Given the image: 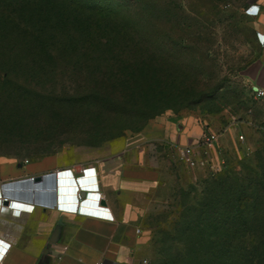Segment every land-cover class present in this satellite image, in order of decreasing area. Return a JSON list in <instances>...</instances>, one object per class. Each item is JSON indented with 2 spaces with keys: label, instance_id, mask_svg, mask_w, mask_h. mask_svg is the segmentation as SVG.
Listing matches in <instances>:
<instances>
[{
  "label": "rangeland",
  "instance_id": "1",
  "mask_svg": "<svg viewBox=\"0 0 264 264\" xmlns=\"http://www.w3.org/2000/svg\"><path fill=\"white\" fill-rule=\"evenodd\" d=\"M74 1L100 12L125 13L130 32L141 36L146 31L142 41L159 50L175 92L146 126L176 123L175 129L181 127L187 138L199 131L219 135L224 165L217 177L204 166L190 170L166 157L159 186L143 199L139 226L145 236V264H190L193 236L185 228L204 190L216 179L251 176L258 172L257 158L264 156V99L252 98L244 77L253 69L257 41L263 38L257 0ZM104 25L98 22L100 28ZM6 54L0 52V157L24 165L50 166L58 159L80 165L94 160L98 138L111 137L106 147L122 151L126 137L139 133L122 130L137 127L134 120L98 126V111L73 109L71 98L81 90L78 72L11 70L5 66L11 64Z\"/></svg>",
  "mask_w": 264,
  "mask_h": 264
},
{
  "label": "trees",
  "instance_id": "2",
  "mask_svg": "<svg viewBox=\"0 0 264 264\" xmlns=\"http://www.w3.org/2000/svg\"><path fill=\"white\" fill-rule=\"evenodd\" d=\"M124 15L74 0H0V52L11 63L5 66L78 72L73 109L98 111V126L134 120L137 127L122 130L140 132L171 102L175 87L159 50L142 41L146 31L134 35ZM110 138H98L97 146ZM257 160L251 176L216 179L204 190L185 228L193 236L190 264H264V156Z\"/></svg>",
  "mask_w": 264,
  "mask_h": 264
},
{
  "label": "crops",
  "instance_id": "3",
  "mask_svg": "<svg viewBox=\"0 0 264 264\" xmlns=\"http://www.w3.org/2000/svg\"><path fill=\"white\" fill-rule=\"evenodd\" d=\"M255 5L263 38L253 69L244 72L253 90L264 85V0ZM177 126L151 122L126 137L124 150L104 144L80 165L0 157V195L8 203L0 204V264H144L139 221L143 199L160 184L164 143L188 145L201 132L187 138ZM38 176L49 183L34 185L30 179Z\"/></svg>",
  "mask_w": 264,
  "mask_h": 264
},
{
  "label": "built area",
  "instance_id": "4",
  "mask_svg": "<svg viewBox=\"0 0 264 264\" xmlns=\"http://www.w3.org/2000/svg\"><path fill=\"white\" fill-rule=\"evenodd\" d=\"M252 98L254 100L264 99V85L252 91ZM239 139L242 140L243 137L240 136ZM164 147L167 150L168 157H174L177 163L190 170L196 169L199 166H204L210 173L215 174L219 172L224 165V161L220 158L219 135L212 131H201L199 137L188 145H180L176 140L172 139L164 143ZM5 200L6 199L0 195V204ZM10 204L14 205L15 203ZM32 211L33 206H30L29 212ZM143 263L145 264L146 261H143Z\"/></svg>",
  "mask_w": 264,
  "mask_h": 264
},
{
  "label": "water",
  "instance_id": "5",
  "mask_svg": "<svg viewBox=\"0 0 264 264\" xmlns=\"http://www.w3.org/2000/svg\"><path fill=\"white\" fill-rule=\"evenodd\" d=\"M30 180H31V182H33L34 185H36V184H43V183L46 185V184L49 183V182H46L47 178H43V177H40V176L33 177ZM3 203H4V205H8L7 199L5 201H3Z\"/></svg>",
  "mask_w": 264,
  "mask_h": 264
}]
</instances>
